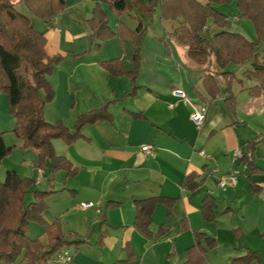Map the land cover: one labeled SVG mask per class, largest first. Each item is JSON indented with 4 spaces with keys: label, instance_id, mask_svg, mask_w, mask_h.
<instances>
[{
    "label": "crops",
    "instance_id": "0c3cea01",
    "mask_svg": "<svg viewBox=\"0 0 264 264\" xmlns=\"http://www.w3.org/2000/svg\"><path fill=\"white\" fill-rule=\"evenodd\" d=\"M51 22L46 52L56 55L59 43L48 32L56 36L58 17ZM168 26L161 40L142 41L133 78L127 73L133 70V46L121 41L112 43L114 50L107 49L104 57L85 52L50 78L55 93L44 109L48 122L72 126L78 115L111 101L109 119L83 126L69 144L54 140L71 173L43 171L35 183L55 191L44 219L58 218L64 234L74 233L70 240L76 241L67 247L70 264H187L199 257L196 264H264V90L252 94L236 83L233 106L225 101L223 83L209 95L204 70L171 35V21ZM116 27L109 25L113 34L107 40L118 38ZM234 30L252 40L239 27ZM113 58L124 73L106 70L103 61ZM202 104L207 111L198 129L190 114ZM253 139L254 167L220 187L219 177L239 165L232 161L234 149ZM143 144L154 147V156L140 150ZM32 171L36 181L39 170ZM190 174L193 180L186 182ZM149 197L161 200L145 235L134 225L136 201ZM205 199L213 201L210 221L202 215ZM81 203L91 205L80 208ZM198 233L214 239L213 246Z\"/></svg>",
    "mask_w": 264,
    "mask_h": 264
},
{
    "label": "trees",
    "instance_id": "16d2710c",
    "mask_svg": "<svg viewBox=\"0 0 264 264\" xmlns=\"http://www.w3.org/2000/svg\"><path fill=\"white\" fill-rule=\"evenodd\" d=\"M66 0H19L35 17L44 20L48 27L37 30L30 17L17 8L14 0H0V92L7 96L9 113L15 120L13 131L25 145L37 151L35 168L53 175L59 170L71 173L69 161L58 155L53 142L61 139L71 143L80 136V130L87 124L109 119L111 101H105L99 108L78 115L72 126L58 120L53 123L44 118L45 106L53 100L54 89L50 78L59 55L46 52V32L52 27V18L58 16ZM111 9L118 13L143 11L151 14L153 5L158 4L163 21L173 23L171 35L186 49L188 58L204 70L203 84L209 95L219 92L220 83L224 84L225 101L233 106L234 85L242 83V89L255 94L264 90V59L258 57V42H264V0H105ZM234 4L235 9L223 12L217 5ZM249 20L253 26L255 39L250 40L242 33L232 30V25L240 20ZM90 45L88 50H97L104 40L112 36L107 14L100 3H96L91 16L87 19ZM145 28L139 22L131 30L119 21L116 36L124 42L132 43L133 74L140 63L141 41ZM128 36V37H127ZM112 74L124 73L118 58L102 63ZM232 66L243 68L241 78L231 70ZM252 82L243 87L245 82ZM42 92V95L40 94ZM256 139L247 142L242 148V164L254 167L253 150ZM0 133V163L11 152ZM193 180L192 175L186 182ZM30 177L23 178L13 170H7L0 181V261L18 264H52L53 256L63 249L67 250L76 240L73 234H64L60 220L47 222L43 215L47 210L49 196L53 190L35 186ZM31 192L33 199L26 205L25 195ZM159 197H149L136 201L134 225L145 235L150 234V222ZM169 204V203H168ZM213 201L205 199L202 215L207 221L213 219ZM38 224L46 236V241L31 238L28 227ZM205 237L208 246L214 239ZM200 246V242H197ZM200 249V248H199ZM202 249V247H201ZM255 254V252H251ZM250 258H247L248 261ZM200 257L187 264H196Z\"/></svg>",
    "mask_w": 264,
    "mask_h": 264
},
{
    "label": "rangeland",
    "instance_id": "374dc122",
    "mask_svg": "<svg viewBox=\"0 0 264 264\" xmlns=\"http://www.w3.org/2000/svg\"><path fill=\"white\" fill-rule=\"evenodd\" d=\"M14 1L17 2V8L30 17L34 27L37 30H44L48 27V24L44 20L33 16L22 2H19V0ZM143 1L146 4H150L152 0ZM97 2L100 3V5H102L106 11L109 25L113 28L118 25L119 21H122L131 30L136 29L139 22L142 23L143 27L145 28L142 41H146V39L151 38L152 36L157 37V39L164 38L165 31H170L168 21L163 22L161 19V13L158 4L153 5L150 15H146L143 11H139L137 9L118 13L111 9L105 0H66L63 9L57 16V30L54 34L56 36H53L51 31L48 32L50 37L52 36L55 38V43H59V46L56 49V55H59L60 59L54 64L52 77H56L58 72H62L63 64L67 65L74 58L81 56L85 52H92L93 54H97V56L104 57L107 56L104 55L106 54L107 49L108 51L114 50L115 45L112 43L120 42L118 38L116 40L106 39L103 42L102 48L97 50H88L90 38L87 18L91 16L92 9ZM217 8L223 12H228L234 10L235 5H217ZM236 27H239L246 35L252 36L253 40L255 39L254 29L249 20L243 19L237 23H234L232 25V30H234ZM129 39L130 38H126L124 42H129L132 44ZM105 43H109L107 44L106 49ZM85 47H87L86 50ZM256 51L258 52V57L260 59H264V42H258ZM231 70L234 71L238 77L242 76V71H239L237 66H232ZM40 94L42 95V92ZM14 125L15 120L9 113L7 96L4 92H0V133L3 134L6 145L12 147L11 152L0 163V181L4 180L7 170H13L23 178H32V170L37 164L36 149L32 146L24 144V141L13 131ZM32 199V193H27L25 195V204L27 205ZM28 235L31 238H36L43 242L46 241V236L44 235L42 228L36 223H31L29 225ZM20 259L21 258L15 262L0 261V264H18Z\"/></svg>",
    "mask_w": 264,
    "mask_h": 264
},
{
    "label": "built area",
    "instance_id": "2783aa9c",
    "mask_svg": "<svg viewBox=\"0 0 264 264\" xmlns=\"http://www.w3.org/2000/svg\"><path fill=\"white\" fill-rule=\"evenodd\" d=\"M174 94L178 97H184L185 96V94L182 91H175ZM170 106H171V104H170ZM206 111H207V104H202V105H199L198 107H194L193 111L191 112L190 121L196 126V128L200 129L202 127V125L204 124L205 117H206ZM140 150L144 154L149 155V156H154V154H155V149L150 144L141 145ZM200 154L204 155L205 152L200 151ZM241 158H242L241 149L240 148L234 149V151L232 152V161L234 163H239V165L233 167L229 173L223 174L219 177L218 185L220 187H223L227 182H231L233 184L236 183L237 176L240 173H242L244 170H246V168H247L246 165L240 163ZM214 171L216 173L219 172L218 169H214ZM42 177H43V171L39 170L38 176L36 179V183H38ZM90 205H91V203H81L80 208H85V207H88ZM71 260H72V257L70 255L69 251L66 249H63L53 256L52 263L70 264Z\"/></svg>",
    "mask_w": 264,
    "mask_h": 264
}]
</instances>
